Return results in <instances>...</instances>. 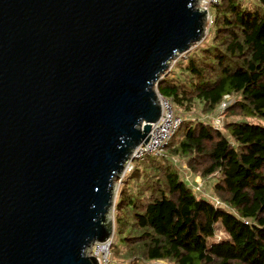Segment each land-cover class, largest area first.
Wrapping results in <instances>:
<instances>
[{
  "label": "water",
  "instance_id": "water-1",
  "mask_svg": "<svg viewBox=\"0 0 264 264\" xmlns=\"http://www.w3.org/2000/svg\"><path fill=\"white\" fill-rule=\"evenodd\" d=\"M200 0H0V264H100Z\"/></svg>",
  "mask_w": 264,
  "mask_h": 264
},
{
  "label": "trees",
  "instance_id": "trees-1",
  "mask_svg": "<svg viewBox=\"0 0 264 264\" xmlns=\"http://www.w3.org/2000/svg\"><path fill=\"white\" fill-rule=\"evenodd\" d=\"M214 9L206 39L160 82L183 122L165 156L135 161L123 179L112 264H264V0ZM228 96L220 132L212 120ZM184 166L209 193L193 192Z\"/></svg>",
  "mask_w": 264,
  "mask_h": 264
},
{
  "label": "built area",
  "instance_id": "built-area-1",
  "mask_svg": "<svg viewBox=\"0 0 264 264\" xmlns=\"http://www.w3.org/2000/svg\"><path fill=\"white\" fill-rule=\"evenodd\" d=\"M223 0H200L199 7L208 11V19H207V32H210V29L214 26L215 19L214 14L212 13V9L221 5ZM160 102L163 106V115L161 119L152 125L155 127L151 132V137L147 143H142L141 146L137 149V151L133 154L131 159L129 160L125 174L120 177L118 180V184L121 186L123 179L126 174L132 172L134 170V162L142 160L146 156H157L162 157L165 156L166 148L171 141V139L176 135L179 131L183 119L181 116L177 114V111L171 100L164 98L162 95L159 96ZM233 100L228 96L224 103L220 106V112L217 117L213 120V126L216 130L222 132L224 127V112L226 109L233 104ZM186 170L184 172L185 176L191 181V186L193 192L197 195L206 194L205 188L209 185V182L200 177V176H192L191 173L187 171L186 166H184ZM214 202L217 206L224 205L221 201L215 200ZM112 244V243H111ZM97 246V247H96ZM106 247V250L101 251L100 248ZM92 255L97 256L100 261V264H112L110 260V248H107L106 244H96L91 251Z\"/></svg>",
  "mask_w": 264,
  "mask_h": 264
},
{
  "label": "rangeland",
  "instance_id": "rangeland-1",
  "mask_svg": "<svg viewBox=\"0 0 264 264\" xmlns=\"http://www.w3.org/2000/svg\"><path fill=\"white\" fill-rule=\"evenodd\" d=\"M214 12H215V9L213 8L212 9V13L214 14ZM178 61V59H176L173 63H172V68L174 67V65L176 64V62ZM216 117V116H215ZM215 117H214V119H215ZM213 119V120H214ZM213 120H212V123H213ZM183 173V172H182ZM182 177H183V179L185 180V182L188 184V185H190L191 184V181L185 176V174L183 173L182 174ZM208 186V185H207ZM207 186H206V188H205V193H207L208 192V189H207ZM209 193V192H208ZM205 197L207 198V199H213V196L212 195H210V194H207V195H205ZM219 235V237H221L222 239H227V238H229L228 236H226V234H225V232L223 231V226H222V224H221V222H219L218 223V225H217V236ZM216 236V238H213V239H210V243H217V242H219V238ZM113 241V240H112ZM97 247V246H96Z\"/></svg>",
  "mask_w": 264,
  "mask_h": 264
},
{
  "label": "bare ground",
  "instance_id": "bare-ground-1",
  "mask_svg": "<svg viewBox=\"0 0 264 264\" xmlns=\"http://www.w3.org/2000/svg\"><path fill=\"white\" fill-rule=\"evenodd\" d=\"M100 250H101V251L106 250V247H102V248H100Z\"/></svg>",
  "mask_w": 264,
  "mask_h": 264
}]
</instances>
